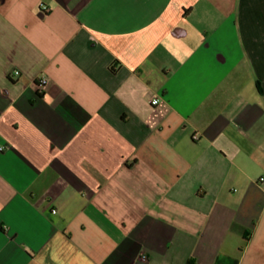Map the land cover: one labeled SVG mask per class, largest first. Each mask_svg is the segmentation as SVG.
<instances>
[{
  "label": "crops",
  "instance_id": "obj_1",
  "mask_svg": "<svg viewBox=\"0 0 264 264\" xmlns=\"http://www.w3.org/2000/svg\"><path fill=\"white\" fill-rule=\"evenodd\" d=\"M0 264H264V0H0Z\"/></svg>",
  "mask_w": 264,
  "mask_h": 264
},
{
  "label": "built area",
  "instance_id": "obj_2",
  "mask_svg": "<svg viewBox=\"0 0 264 264\" xmlns=\"http://www.w3.org/2000/svg\"><path fill=\"white\" fill-rule=\"evenodd\" d=\"M19 74H20V71L19 70H15L14 76H18ZM38 81H39L38 82L39 83V88H40V90H42L45 87V85L47 84V79L45 77H39ZM158 103H159V98H155V99L152 100V104L153 105H156ZM194 138L197 139L198 135H195ZM53 213H56V210H53ZM144 259H146V256H144Z\"/></svg>",
  "mask_w": 264,
  "mask_h": 264
}]
</instances>
